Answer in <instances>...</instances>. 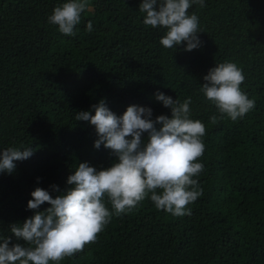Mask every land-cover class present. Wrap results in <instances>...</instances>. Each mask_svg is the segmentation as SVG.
Returning <instances> with one entry per match:
<instances>
[{"label": "trees", "instance_id": "16d2710c", "mask_svg": "<svg viewBox=\"0 0 264 264\" xmlns=\"http://www.w3.org/2000/svg\"><path fill=\"white\" fill-rule=\"evenodd\" d=\"M65 2L0 0V152L33 149L11 174L0 173V237L35 214L27 203L36 187L55 198L71 187L67 178L80 163L102 170L116 162L103 145L93 147L95 128L76 121L77 113L94 115L103 100L118 117L136 105L150 108L153 120L171 118L155 99L162 92L181 103L190 97V118L206 127L204 167L194 177L202 195L188 205L191 214L174 216L145 198L60 264H264V0L193 4L201 46L190 52L183 42L160 44L166 30L143 24L142 0H89L75 35L66 36L48 22ZM225 61L242 69L240 87L255 108L213 124L220 113L200 89Z\"/></svg>", "mask_w": 264, "mask_h": 264}, {"label": "clouds", "instance_id": "9594fccd", "mask_svg": "<svg viewBox=\"0 0 264 264\" xmlns=\"http://www.w3.org/2000/svg\"><path fill=\"white\" fill-rule=\"evenodd\" d=\"M89 0H67L53 9L48 22L66 36H74V28L81 23V14ZM193 4L204 6V0H142L139 10L145 14L143 24L163 28L160 44L170 49L181 45L185 51L201 46L198 38L199 18L189 14ZM86 30H93L89 21ZM204 97L220 113L210 117L215 124L225 116L232 121L243 118L255 108V100L241 90L245 75L234 62L225 61L211 68L203 77ZM155 99L171 110L152 119V110L136 105L128 106L121 116L111 112L103 100L90 112H79L76 121H87L94 126L97 139L93 147L101 145L111 151L116 162L97 170L88 163H80L67 178L71 186L53 198L49 192L36 187L31 192L27 209L34 215L22 225L10 226L11 235L0 237V264H60L65 258L83 251L97 240L113 215L131 212L150 198L157 210L174 216L191 214L188 207L202 195L198 177L203 164L206 134L204 123L191 119V98L181 103L162 92ZM156 125H161L157 129ZM147 134V142L142 136ZM33 155V149L9 147L0 152V173L11 174L16 161ZM58 191L57 186H51ZM110 202L112 211L106 206ZM49 207L38 211L41 205ZM23 244L12 243V238Z\"/></svg>", "mask_w": 264, "mask_h": 264}]
</instances>
